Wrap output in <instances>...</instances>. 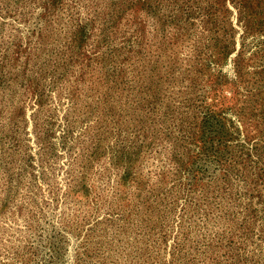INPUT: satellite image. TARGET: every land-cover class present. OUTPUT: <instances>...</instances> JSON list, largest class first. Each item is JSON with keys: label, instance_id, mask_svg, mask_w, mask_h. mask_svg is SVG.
I'll list each match as a JSON object with an SVG mask.
<instances>
[{"label": "rangeland", "instance_id": "374dc122", "mask_svg": "<svg viewBox=\"0 0 264 264\" xmlns=\"http://www.w3.org/2000/svg\"><path fill=\"white\" fill-rule=\"evenodd\" d=\"M0 264H264V0H0Z\"/></svg>", "mask_w": 264, "mask_h": 264}]
</instances>
